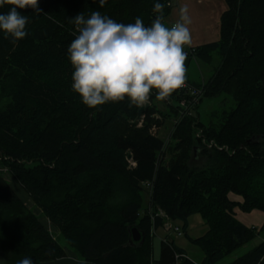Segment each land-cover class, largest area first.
I'll use <instances>...</instances> for the list:
<instances>
[{
  "label": "trees",
  "instance_id": "trees-1",
  "mask_svg": "<svg viewBox=\"0 0 264 264\" xmlns=\"http://www.w3.org/2000/svg\"><path fill=\"white\" fill-rule=\"evenodd\" d=\"M176 1L107 0L101 7L98 0H39L41 13L19 10L28 18L25 38L13 43L0 30V264L67 256L3 166L69 248L94 264H219L258 236L236 218L230 194L243 197L244 211H264V0H226L220 40L188 50L191 58L221 59L207 84L187 78L204 89L191 114L178 119L185 90L164 101L153 95L142 108L126 98L91 109L71 88L72 18L99 11L118 23L140 17L150 26L159 15L156 2L167 18ZM224 93L234 97V108L215 113L221 122L207 119L203 102ZM167 120L173 125L164 139ZM196 153L205 163L194 167ZM194 214L209 227L197 238L188 233ZM167 220L183 223L185 236L204 252L200 263L169 235L154 257L153 232ZM133 228L145 234L143 242L130 241ZM262 256L264 242L230 264H264Z\"/></svg>",
  "mask_w": 264,
  "mask_h": 264
},
{
  "label": "clouds",
  "instance_id": "clouds-1",
  "mask_svg": "<svg viewBox=\"0 0 264 264\" xmlns=\"http://www.w3.org/2000/svg\"><path fill=\"white\" fill-rule=\"evenodd\" d=\"M98 2L103 7L107 0ZM5 5L10 7L0 13V30L16 43L28 35V18L19 10H42L39 0H0V8ZM164 7L160 2L154 4L153 11L159 15L150 26H145L140 17L134 23H118L99 11L87 18L83 13L72 18L77 35L67 49L74 69L71 88L84 105L95 109L127 98L130 107L142 108L153 90L156 99L164 101L186 87L185 46L192 44L189 8L182 6L179 19L167 26L163 22ZM18 264L33 261L26 257Z\"/></svg>",
  "mask_w": 264,
  "mask_h": 264
},
{
  "label": "crops",
  "instance_id": "crops-1",
  "mask_svg": "<svg viewBox=\"0 0 264 264\" xmlns=\"http://www.w3.org/2000/svg\"><path fill=\"white\" fill-rule=\"evenodd\" d=\"M184 5H187L189 8V15L191 18V24L189 27H190V32H191V36H192V44L190 47L185 46V51H187L191 48H194V47L205 46V45H208L210 43L219 41L221 38V16L227 10L226 0H177L175 7L173 8L171 14L167 18H164L163 22L167 26H171L173 23H175L179 19V10ZM194 58L196 59V57H192V58L187 57V60H186L187 73H186V75H187V78L190 79L191 81L199 82L200 79H195L190 74V67L192 65V59H194ZM197 59L199 60L200 57H197ZM201 59H203V58H201ZM203 60H206V59H203ZM206 62L208 63L209 60H206ZM11 185H12L13 189L20 195V197L25 201V203L28 205V207L33 209L34 212L40 217V220L45 225V227L48 230H50L52 232V234L60 235V231L58 230V228H56L54 226V224L50 221V219L43 214L42 209L35 205V202L28 195V193L19 184H18L19 187L17 186V184L14 185L11 183ZM230 198L234 202L237 203L236 206L234 207V214H235L236 218L241 223H243L244 225L251 227V229L253 227L256 228L259 232L258 235H260L264 231V211L259 210V209H255V210H252L249 212L244 211L241 208V204L244 202V199L242 196L232 193V194H230ZM29 201H32V202L29 204ZM148 201H149V198H148ZM160 214L166 216L164 212H160ZM171 222H175V221L171 220ZM163 229L165 230V235L162 237L161 243L159 245L160 254H161L162 242L165 241V238L168 235L167 230L165 227H162V228L158 229L157 231L153 232V236H154L153 237L154 238L153 244H154L155 236L158 234L159 230H163ZM208 229H209V227H208ZM169 240H172L171 236H169ZM262 242H264V239L262 240ZM245 246H243V247H245ZM181 248H183V247H181ZM66 250H67V256L66 257L61 258V259H57L54 261L43 262L41 264H94L92 262L82 260L71 249L68 248ZM248 251H250V250H248ZM247 252H245V253H247ZM156 254H157V251H156L155 244H154V257L156 259H159L160 255H159V257H156ZM240 257H241V255H240ZM188 258H189V255H188ZM238 258H239V256L236 257L235 259H233V261L238 259ZM233 261H228L224 264H230ZM198 263H200V262H198Z\"/></svg>",
  "mask_w": 264,
  "mask_h": 264
},
{
  "label": "rangeland",
  "instance_id": "rangeland-1",
  "mask_svg": "<svg viewBox=\"0 0 264 264\" xmlns=\"http://www.w3.org/2000/svg\"><path fill=\"white\" fill-rule=\"evenodd\" d=\"M220 61L221 59L218 56V53H215L214 60L208 63L206 62V60H203L201 58L199 60L197 58L196 59L194 58L192 59V65L190 67V74L193 76V78L200 79L199 82L202 81L203 83L206 82L207 84L208 78L214 74L215 68L219 65ZM7 101H8L7 99H2L1 102L6 103ZM235 104H236V100L234 99V97H232L231 94L224 93L223 95L220 94L218 98L215 97L212 99L205 100L202 104L201 110L203 114H205V117H207V119L211 118L214 122H221V121H218L219 116H216V114L221 113L224 110H231V108H234ZM162 107L165 108L166 106L164 105ZM162 116L163 115L158 114L156 115V118L163 119ZM167 121H168V123L166 124L167 126L164 127L159 133V136L164 139L167 138L168 133L170 132V129L173 125L171 120H167ZM193 163H194L193 164L194 167L201 166L205 163V159L201 157L200 153H196ZM1 170L4 173L5 177L12 184L14 185L17 184V186L19 187L18 185L19 183L15 179H13L12 175L10 174L9 170L6 167L3 166ZM31 202L32 201H29V204ZM144 205H145V208L148 206L147 196L145 197ZM189 218H190L189 220L190 226L188 230L189 235L192 236L193 238H197V237H201L205 235L208 230V225L206 224L203 217L200 214H194ZM172 224L174 225V227L178 226L180 228L183 225V223L178 220L175 222H172ZM167 234L172 237V240L176 241L177 245H179L180 247H183V249L187 251L189 258L193 259L196 262L202 261V259L204 258V252L199 246L193 244L184 234L179 236L178 233L175 232V230H172V232L167 231ZM164 235H165V230L163 229V230H159L158 234L155 236L154 244H155V248L157 251L156 257H159L160 255L159 245ZM55 236L58 238L61 245H63L66 249L69 248L68 243L64 237L60 235H55ZM263 239H264V231L260 235H258L254 240L248 243L245 247L238 249L235 253H232L230 256L225 258L220 264H224L228 261H233V259H235L236 257L243 255L248 250H251L257 245H259Z\"/></svg>",
  "mask_w": 264,
  "mask_h": 264
},
{
  "label": "built area",
  "instance_id": "built-area-1",
  "mask_svg": "<svg viewBox=\"0 0 264 264\" xmlns=\"http://www.w3.org/2000/svg\"><path fill=\"white\" fill-rule=\"evenodd\" d=\"M186 53H187V57H190V55L192 54L188 50L186 51ZM180 90H185L187 93H189L188 94L189 96L188 97H184L181 100V105H183V107H184L183 110L184 111H181L178 119H180L182 116H185L187 113L191 114L192 111H193V107L199 103L201 97L204 94V89L202 87L193 86L189 82H186V87H184L183 89H180ZM153 95H156V90L153 91L152 96ZM151 97H150L149 102L145 106L152 104V98ZM166 100H168V99H166ZM144 118H145V116H143V119ZM143 119L140 122V125L143 124ZM175 123H177V120H175ZM159 129L160 128L157 125H154L153 128H152V132L153 133H158ZM198 136H201V134H198ZM212 146H216V145L211 141V142H209V147H212ZM219 149H222V148H219ZM164 227L166 228L167 231H171L172 232V230H175V232H177L178 235H183L184 234L182 228H180L178 226L174 227V225L172 224L171 220H167Z\"/></svg>",
  "mask_w": 264,
  "mask_h": 264
},
{
  "label": "water",
  "instance_id": "water-1",
  "mask_svg": "<svg viewBox=\"0 0 264 264\" xmlns=\"http://www.w3.org/2000/svg\"><path fill=\"white\" fill-rule=\"evenodd\" d=\"M140 111H142V109L140 110ZM196 150H198V148H196ZM195 150V151H196ZM132 237H131V242L133 243V242H137V241H140L141 240V242H143L144 241V239H145V234H142L140 231H138V229L137 228H133L132 229Z\"/></svg>",
  "mask_w": 264,
  "mask_h": 264
}]
</instances>
